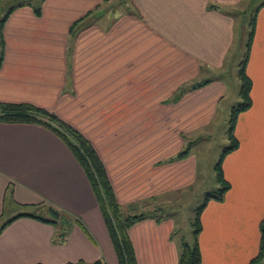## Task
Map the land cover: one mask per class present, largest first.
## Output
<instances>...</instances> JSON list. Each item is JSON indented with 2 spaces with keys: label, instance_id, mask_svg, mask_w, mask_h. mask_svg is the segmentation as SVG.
<instances>
[{
  "label": "crops",
  "instance_id": "0c3cea01",
  "mask_svg": "<svg viewBox=\"0 0 264 264\" xmlns=\"http://www.w3.org/2000/svg\"><path fill=\"white\" fill-rule=\"evenodd\" d=\"M109 1L24 0L11 7L1 30L0 103L44 109L80 132L126 214L147 200L191 193L197 183L192 153L175 158L189 136L210 128L228 94L221 76L238 39L235 15L248 0H128L119 13L102 10ZM257 16L246 66L252 104L236 121L238 148L222 163L230 189L200 217L201 264H250L259 252L264 23ZM201 81L207 83L177 95ZM48 207L79 219L92 240L73 225L66 241L54 244L53 226L21 217L0 232V264H119L89 182L66 146L42 126L0 123V228L19 214L48 217ZM176 229L169 217L132 225L136 263L176 264Z\"/></svg>",
  "mask_w": 264,
  "mask_h": 264
},
{
  "label": "trees",
  "instance_id": "16d2710c",
  "mask_svg": "<svg viewBox=\"0 0 264 264\" xmlns=\"http://www.w3.org/2000/svg\"><path fill=\"white\" fill-rule=\"evenodd\" d=\"M248 5L249 4L247 2L243 10L237 12L235 15L240 18L239 32L244 34L246 26L248 32L244 45L245 51L237 70V76L240 83L238 91L240 101L237 103V105L233 106L230 111L229 123L226 131L228 145L220 153L218 161L214 166V180L216 187L204 192L202 203L195 209L194 216L190 222V227L192 230L191 241L187 242L184 238L181 239L179 245V256L176 264H201V254L198 239L202 230L200 220L201 214L208 202H223L226 192L230 189V185L225 180L223 175L222 163L227 154L238 148V141L234 136L236 121L239 114L247 111L252 104L250 98L252 82L246 74V66L255 32L256 14L260 6L256 7L254 10H251L249 7L250 15L247 19L244 18V15L248 12ZM263 5L264 3L261 6ZM39 6L40 5L38 4V7L35 9L36 13H39ZM210 8L214 7L210 6ZM7 14L8 13H6L3 19L0 21V66L3 60L4 48L1 30L4 22L6 21ZM81 20L82 19L77 21L72 26V33L75 30V26ZM206 83L207 81H201L182 87L178 91L179 93L177 95L180 96L184 92L198 89L204 86ZM0 123L39 125L50 130L58 137V139L66 146V148L73 155L74 159L78 162L89 182L90 188L92 189V192L96 198L108 234L112 241L118 263L137 264L135 253L128 237V230L135 223L154 217L155 215L149 212L140 214L122 213L121 207L114 196L112 187L106 175L105 168L89 141L80 132L64 123L54 114L29 104L0 103ZM192 145L194 144L189 143L184 150L178 153L175 159L187 157ZM8 197H11V192H8ZM47 214L48 217H41L40 215L33 213L16 215L3 224V226L0 228V232L12 221L21 217H29L54 227V244H63L66 241V238L73 225L78 226L80 230L92 240L88 229L79 219H74L68 213L64 211H56L51 207L47 208ZM160 218H162V216H160ZM260 232L261 239L259 252L258 255L250 261V264H264V220L260 225ZM77 264L85 263L80 261ZM92 264L104 263L102 261H96Z\"/></svg>",
  "mask_w": 264,
  "mask_h": 264
},
{
  "label": "rangeland",
  "instance_id": "374dc122",
  "mask_svg": "<svg viewBox=\"0 0 264 264\" xmlns=\"http://www.w3.org/2000/svg\"><path fill=\"white\" fill-rule=\"evenodd\" d=\"M21 1L24 0H0V21L11 7L16 6ZM263 3L264 0H249L248 12L244 15V18L248 19L250 15L249 7L251 10H254L256 7L260 6L257 18L260 23H264V5L261 6ZM126 4H128V0H110L103 6L102 10H113L115 8V12L119 13ZM245 5L246 4H244V6ZM247 32L248 29L246 26L244 34L238 33L239 38L237 39L236 46L228 61L227 68L225 69L226 71L222 73L221 77L227 84L228 94L220 103L213 124L210 128L202 129L194 135L189 136V140L184 147L185 149L189 143L194 144L190 152L198 162L197 183L191 193L188 191H178L163 198L147 200L143 203L144 205L140 204L126 213L140 214L149 212L157 217L172 218L177 228L175 230V237L179 243L183 238L187 242L191 241L192 230L190 222L194 216L195 209L202 203L204 192L216 187L214 166L218 161L220 153L228 145L226 131L229 123L230 111L232 107L237 105L240 101L238 96L240 83L237 70L245 51L244 45ZM39 214L40 213H38V215Z\"/></svg>",
  "mask_w": 264,
  "mask_h": 264
}]
</instances>
